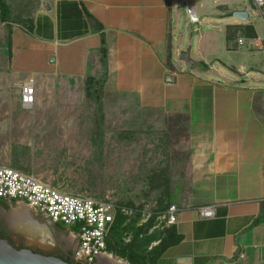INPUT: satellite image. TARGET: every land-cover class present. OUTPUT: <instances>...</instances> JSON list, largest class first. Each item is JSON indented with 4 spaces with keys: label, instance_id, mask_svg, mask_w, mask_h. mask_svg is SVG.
<instances>
[{
    "label": "crops",
    "instance_id": "obj_1",
    "mask_svg": "<svg viewBox=\"0 0 264 264\" xmlns=\"http://www.w3.org/2000/svg\"><path fill=\"white\" fill-rule=\"evenodd\" d=\"M21 1L28 12H20V21L10 27L6 23L8 39L2 51L8 59L7 82L19 98L22 86L33 83L36 104L43 105L48 92L56 95L59 88L66 89L59 82L81 84L94 76L91 68L101 74L104 46L106 90L135 96L142 107L159 112L168 122L185 119L187 186L193 195L179 207L178 222L162 234L161 240L171 246L157 264H264V81L254 74L251 80L240 78L236 72L246 74L241 66L232 73L222 65L215 69L207 64L218 58L211 53L218 49L217 23L214 33L206 36V51L200 38L195 48L186 46L196 57L190 52L182 58L187 50L177 17L181 0ZM25 20L32 21L31 31ZM217 21L226 26L219 49L232 54L237 39L228 40V28L240 24L229 17ZM255 32L256 39L243 40L260 41ZM189 56H198L199 64L188 61ZM9 206L20 207L13 219L16 227L39 241L49 239L45 227L50 234L57 231L25 204ZM207 206L215 209L212 219L200 215ZM27 212L37 219L27 220ZM103 258L105 264H116Z\"/></svg>",
    "mask_w": 264,
    "mask_h": 264
},
{
    "label": "rangeland",
    "instance_id": "obj_2",
    "mask_svg": "<svg viewBox=\"0 0 264 264\" xmlns=\"http://www.w3.org/2000/svg\"><path fill=\"white\" fill-rule=\"evenodd\" d=\"M7 2L12 16L19 17L20 12L25 16L28 12L24 1ZM187 5L196 6L199 24L190 23ZM178 7L180 30L185 31V48H195L201 38L200 45L206 51V36L214 33L213 25L217 23L219 35L215 44L218 49L211 53L218 58L212 62L207 60V64L215 69L222 65L232 73L241 66L246 74L236 72L240 78L244 76L249 80L254 74L264 81V6L251 10L249 0H181ZM235 12H247L250 25L236 19ZM216 16L219 19L229 17L240 24L235 42L238 49L232 54L219 49L222 40L224 43L220 34L226 26L223 21H217ZM252 25L261 42L243 40L247 38L246 27ZM7 39V25L0 10V167H11L35 176L66 193L109 200L140 210L150 208L161 212V206L186 204L193 190L187 186L189 153L184 118L168 122L159 112L142 107L135 96L105 88L98 101L88 94L85 80L83 84L72 86L68 81L59 82L65 83L66 89L59 88L56 95L48 92L43 105L24 108L17 89L7 82L10 78L8 59L2 53ZM187 48V52L181 53L182 58L194 50ZM192 55L196 57L194 52ZM197 58L189 56L187 60L191 62ZM195 64L199 62L196 60ZM90 70L92 75L101 77L99 71ZM168 78L169 82L173 81V76ZM262 93L264 98V91ZM94 138L97 146L93 144ZM19 209L0 204V238L12 236L14 240H10L17 245L71 255L74 240L60 230L51 233L52 240L43 242L20 231L13 222ZM25 217L37 219L28 212ZM62 228L76 233L73 227ZM112 255L116 264H129ZM101 260V264H105L104 258Z\"/></svg>",
    "mask_w": 264,
    "mask_h": 264
},
{
    "label": "built area",
    "instance_id": "obj_3",
    "mask_svg": "<svg viewBox=\"0 0 264 264\" xmlns=\"http://www.w3.org/2000/svg\"><path fill=\"white\" fill-rule=\"evenodd\" d=\"M255 8L264 6V0H249ZM186 13L191 24H199V16L195 6H188ZM263 21H264V14ZM37 101L36 89L33 83L22 86L20 103L24 108H32ZM264 176V163L262 167ZM0 201L25 204L38 218L49 225L73 227L76 233L68 234L78 244L73 253L75 264H96L106 257L114 259L107 250V241L111 236L118 217H123L128 223L137 220V228L147 227L152 223L148 234L164 233L166 229L178 222L180 208L170 205L161 212L150 208L137 209L126 205H118L109 200H96L90 197L66 193L41 179L20 172L11 167H0ZM264 205V200L262 201ZM203 219L215 217L213 206L200 209ZM127 226V224H125ZM123 243L128 245L134 240V233L127 231L123 235ZM161 239L152 243L149 250L158 246Z\"/></svg>",
    "mask_w": 264,
    "mask_h": 264
},
{
    "label": "trees",
    "instance_id": "obj_4",
    "mask_svg": "<svg viewBox=\"0 0 264 264\" xmlns=\"http://www.w3.org/2000/svg\"><path fill=\"white\" fill-rule=\"evenodd\" d=\"M0 10L1 18L3 22L7 23L8 27L11 24L20 21L21 16H12L11 7L9 6L7 0H0ZM232 16V15H231ZM25 20L24 24L31 31L33 28L32 21ZM27 22V23H26ZM229 30H232V33L229 34L228 40H233L237 36L238 28L229 27ZM240 29V28H239ZM234 31V32H233ZM246 37L251 39H256L257 35L253 26L246 27ZM102 55V65L104 71L102 72L101 77L88 76L85 80V88L87 89L88 94L98 101L101 100V93L104 92L105 85L107 83V71L106 68V50L103 46L101 49ZM172 56L168 55V66L172 69L171 58ZM102 139V135L99 136ZM93 144L98 145L96 139L94 138ZM2 205V204H1ZM170 205L161 206L160 210L164 211ZM264 222V221H263ZM127 224V226H125ZM137 220H132L128 223L123 217H118L114 224V228L111 232V236L107 241V250L111 254H115L117 257L127 261L129 264H157L162 257L163 253L171 246V243H168V240L162 239L161 243L149 250L152 243L161 239L162 235L159 233H154L149 235V229L152 226V223L147 227L137 228ZM127 231H132L134 233V240L132 243L125 245L123 243V235ZM67 262L75 264L72 261L68 260Z\"/></svg>",
    "mask_w": 264,
    "mask_h": 264
},
{
    "label": "water",
    "instance_id": "obj_5",
    "mask_svg": "<svg viewBox=\"0 0 264 264\" xmlns=\"http://www.w3.org/2000/svg\"><path fill=\"white\" fill-rule=\"evenodd\" d=\"M249 7L251 10L256 9L252 2H249ZM234 17L243 22L248 21L250 18L247 12H235ZM35 223L40 225L37 221H35ZM45 228L49 230L47 227ZM0 264H71V263L61 258L36 253L28 245L22 249H19V246H17L12 240L0 238Z\"/></svg>",
    "mask_w": 264,
    "mask_h": 264
},
{
    "label": "flooded vegetation",
    "instance_id": "obj_6",
    "mask_svg": "<svg viewBox=\"0 0 264 264\" xmlns=\"http://www.w3.org/2000/svg\"><path fill=\"white\" fill-rule=\"evenodd\" d=\"M9 204H13V202H3V205L4 206H6V207H8L9 206ZM56 228H57V231L58 230H60V231H62L63 233L64 232H66L63 228H62V226H56ZM68 234V233H67ZM9 239H12V240H14V238L12 237V236H9ZM15 244H16V242L15 241H13ZM77 244H78V241H77V238H75L74 239V241H73V245H74V247H73V249L71 250V255L68 257V256H66V255H64L63 253H61V252H54V253H52V252H49V251H42V250H40V249H38V248H35V247H32V246H30V248L33 250V251H35L36 253H39V254H43V255H47V256H53V257H57V258H61V259H63V260H65V261H68V260H70V261H74L73 260V253H74V250H75V248L77 247ZM17 245V244H16ZM17 246H19V249H22V248H24L25 247V245H17ZM102 259V258H101ZM101 259H99L98 260V262L96 263V264H100L101 263ZM75 263V262H74Z\"/></svg>",
    "mask_w": 264,
    "mask_h": 264
},
{
    "label": "bare ground",
    "instance_id": "obj_7",
    "mask_svg": "<svg viewBox=\"0 0 264 264\" xmlns=\"http://www.w3.org/2000/svg\"><path fill=\"white\" fill-rule=\"evenodd\" d=\"M44 232L46 234V237L51 238V234H50L49 230H47L46 228H44Z\"/></svg>",
    "mask_w": 264,
    "mask_h": 264
}]
</instances>
